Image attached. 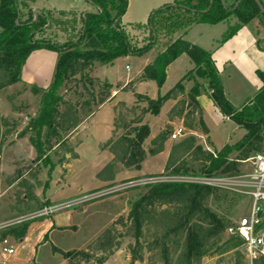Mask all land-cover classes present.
<instances>
[{
    "label": "rangeland",
    "instance_id": "rangeland-1",
    "mask_svg": "<svg viewBox=\"0 0 264 264\" xmlns=\"http://www.w3.org/2000/svg\"><path fill=\"white\" fill-rule=\"evenodd\" d=\"M260 1L264 6V0ZM233 3L234 0H230L229 5ZM29 7L34 8V4L29 3ZM92 7L95 12L97 8ZM134 12L125 17L124 26L131 42L141 44L149 38L146 25L152 13L143 18ZM65 15L68 25H74V30L69 31L71 35L55 28L47 35L56 37L60 44L76 41L82 26L80 16ZM132 18L144 19L143 25L130 24ZM237 22L231 17L216 24L195 23L177 31L172 40L182 37L211 52L227 99L233 106L240 107L261 87L257 72L264 73V26L252 20L223 41L229 28ZM163 42L146 53L120 57L113 64L94 70V77L111 84V97L69 134L66 145L51 152L53 168L36 162L35 151L20 134L39 108V96L33 93V88L47 90L52 83L58 52L35 50L22 68L21 82L0 89V225L28 221L22 239L9 238L14 254L0 250V264H35L36 261L38 264H165L162 248H150L154 235L151 226L143 231L140 246H137L135 240L125 237L129 233V222L126 227L120 223L121 217L128 216V202L138 197L141 191L138 187L99 199L89 200L90 195L129 182L166 177L178 167L190 169L191 174L185 176H199L200 162L194 161L197 147L214 153L227 144L239 142L246 131L223 116L205 92L198 98L201 111L192 106L186 94L192 84L187 81L185 92L176 91L162 104L158 115L146 112V98L166 96L193 69L190 58L183 54L168 67L161 88L151 81L141 80V72L164 51ZM2 82L0 73V84ZM144 124L150 128L149 137L142 145L145 159L139 170L125 169L111 152H120L121 137ZM179 127L185 133L173 140L171 136ZM154 150L158 152L152 155ZM251 171L250 162L244 161L240 174ZM98 177L104 180L103 184ZM231 195L240 198L236 206L229 211L226 203L218 213L236 224L248 215L251 201L243 193ZM231 198L229 196V200ZM52 206L65 208L49 216L31 218ZM209 206L215 211L218 202L212 198ZM110 233L118 239L108 248L105 243ZM47 234L48 241L45 240ZM226 238L209 243L200 264H248L243 243L232 238L226 242ZM181 251L182 247L169 245L171 264H175L174 259ZM67 254L69 258H65Z\"/></svg>",
    "mask_w": 264,
    "mask_h": 264
},
{
    "label": "trees",
    "instance_id": "trees-1",
    "mask_svg": "<svg viewBox=\"0 0 264 264\" xmlns=\"http://www.w3.org/2000/svg\"><path fill=\"white\" fill-rule=\"evenodd\" d=\"M89 2L97 10L95 13H87L85 18L83 14L80 15L82 26L77 40L60 44L56 42V37L47 35L52 28L71 35L69 31L74 30V25H68L65 14L40 12L35 20L34 9L29 7V3L33 4L34 0H0V73L3 74L0 89L21 82L22 68L35 50L51 49L58 52L52 83L47 90L33 88V93L39 96V108L20 134V138H26L35 151L36 162H41L46 168H53L55 163L51 162V152L58 146L66 145L69 134L110 99L111 84L93 76L97 67L111 65L120 57L146 53L164 41V51L141 72V80L151 81L161 88L168 67L183 54L188 55L193 69L166 96L146 98V112L158 115L162 104L176 91L185 92L186 81L192 84L186 94L196 109L201 111L198 98L203 92L207 93L221 114L245 129L246 133L236 144H227L214 153L197 147L194 161L200 162L199 176L240 175L242 163L263 151L264 73L257 72L262 86L255 96L242 106L235 107L224 93L212 53L182 37L176 40H172V37L177 31L192 24H216L228 21L231 17H235L238 22L229 28L223 41L236 35L252 20H258L264 26V15L254 0H242L234 10L237 0L231 5L230 0H224L227 9L221 0H213L212 6L210 0H175L172 5L163 6L151 14L146 25L149 38L141 44L131 42L122 24L128 0ZM17 20L19 25H16ZM149 134L148 124L135 126L121 137L120 152L117 150L111 153L125 169L139 170L145 159L142 145ZM157 152L154 150L151 154ZM169 174L185 176L191 173L188 168L178 167ZM138 189L141 190L138 197L128 202L127 218H120L123 227L129 222V233L125 237L135 240L137 246H140L143 231L151 226L154 235L150 248H162L165 264L173 261L168 255L169 245L182 247L174 259L175 264H200L204 249L217 238L227 236L226 242L232 238L235 242L240 240L243 243L238 235L228 233L234 223L218 213L226 203L227 209L231 211L240 200L239 196L184 183L151 184L139 186ZM229 196L233 198L229 200ZM212 198L218 202L215 211L209 206ZM27 226L28 221H24L1 230L0 243L9 238L22 239ZM117 239V236L110 233L105 244L110 248ZM45 240H49L48 234ZM65 258H69V254ZM38 263L36 261L35 264Z\"/></svg>",
    "mask_w": 264,
    "mask_h": 264
},
{
    "label": "built area",
    "instance_id": "built-area-1",
    "mask_svg": "<svg viewBox=\"0 0 264 264\" xmlns=\"http://www.w3.org/2000/svg\"><path fill=\"white\" fill-rule=\"evenodd\" d=\"M182 127L177 128L171 138L176 140L184 135ZM252 166V171L236 176H175L148 178L145 182H129L104 191H97L90 195L89 200L99 199L106 195L133 187L159 183H184L205 186L213 189L227 191L231 193H243L251 201L248 215L240 218L236 224L232 225L228 233L238 235L243 240L244 251L248 264H264V141L263 151L255 154L247 160ZM66 207H69L67 205ZM65 208V207H64ZM63 206H52L40 211L36 216L45 217L64 209ZM27 221V220H23ZM23 221H13L8 224L0 225V231ZM0 250L4 254L13 255L14 249L10 247L9 239H4L0 243Z\"/></svg>",
    "mask_w": 264,
    "mask_h": 264
},
{
    "label": "crops",
    "instance_id": "crops-1",
    "mask_svg": "<svg viewBox=\"0 0 264 264\" xmlns=\"http://www.w3.org/2000/svg\"><path fill=\"white\" fill-rule=\"evenodd\" d=\"M174 1L175 0H128V8L124 17L122 18V24L124 25V23H126L124 19L129 13H131V11L135 10L134 13L135 14L137 13L136 15L146 18V16H149L153 10L157 8H161L166 5L173 4ZM33 4H34V8H33L34 10H39L40 12H44V13L50 12L56 15L74 14L80 16L84 12H87L91 9L93 10V7L90 4L89 0H34ZM138 18L129 19L130 24H135V25L142 24L144 19H138ZM256 21L259 23L258 20ZM70 140H72V138ZM98 180L101 182V184L104 183V180L99 178ZM45 199L46 201H50L47 198Z\"/></svg>",
    "mask_w": 264,
    "mask_h": 264
},
{
    "label": "water",
    "instance_id": "water-1",
    "mask_svg": "<svg viewBox=\"0 0 264 264\" xmlns=\"http://www.w3.org/2000/svg\"><path fill=\"white\" fill-rule=\"evenodd\" d=\"M241 1H242V0H237V2H236V4H235V7L233 8V10L239 5V3H240ZM221 2H222V5L224 6V8L227 9L226 6H225V2H224V0H221ZM254 2L256 3V5H257L258 9L260 10V12L264 15V6H263V4L261 3V1H260V0H254ZM212 5H213V0H210V6H212ZM94 7H95V6H94ZM95 8H96V7H95ZM209 10H210V8H209L208 10L204 11V13H205V12H208ZM87 13H95V12L92 11V10L86 12V13L84 14V18L86 17ZM40 14H41V13H40L39 10H34L35 20L38 18V16H39ZM16 25H19V21H18V20L16 21Z\"/></svg>",
    "mask_w": 264,
    "mask_h": 264
}]
</instances>
